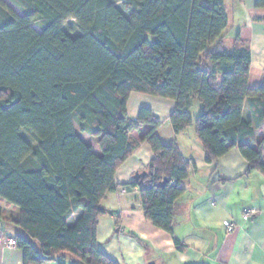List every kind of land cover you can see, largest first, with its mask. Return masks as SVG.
I'll list each match as a JSON object with an SVG mask.
<instances>
[{
	"label": "trees",
	"instance_id": "obj_1",
	"mask_svg": "<svg viewBox=\"0 0 264 264\" xmlns=\"http://www.w3.org/2000/svg\"><path fill=\"white\" fill-rule=\"evenodd\" d=\"M9 1L22 14L0 0V204L19 209L11 223L23 233L15 241L24 264H117L98 249L97 231L103 202L120 189L139 188L146 219L173 234L188 164L161 142L150 109L129 118L134 93L173 101L174 133L194 128L208 163L237 149L248 172L264 176V140L255 139L264 86L250 89L252 56L240 38L226 47V0ZM70 21L78 36L66 30ZM246 101L253 121L243 117ZM144 127L140 142L154 160L142 183L119 186L132 135Z\"/></svg>",
	"mask_w": 264,
	"mask_h": 264
},
{
	"label": "crops",
	"instance_id": "obj_2",
	"mask_svg": "<svg viewBox=\"0 0 264 264\" xmlns=\"http://www.w3.org/2000/svg\"><path fill=\"white\" fill-rule=\"evenodd\" d=\"M257 3L226 0L230 23L226 47L233 49L236 38H240L250 50V89L264 86V9L257 8ZM142 108L150 109L161 122V142L177 147L188 164V178L180 183L184 196L175 204L173 234L146 219L139 188L127 189L126 194L120 189L103 202L108 213L99 219L98 249L117 264H264V176L258 171L249 173V165L237 149L208 163L194 128L180 135L174 133L170 123L176 108L173 101L132 94L127 106L129 118L136 120ZM199 113L196 105L192 115L196 118ZM243 117L253 121L249 101L244 104ZM146 133L144 127L132 135L136 146L116 174L117 185L131 184L154 160L149 144L140 142ZM255 139L264 140V124L255 128ZM0 207L4 236H22L11 223L18 220L19 209L5 201ZM249 211L253 214L246 220ZM77 217L79 214L72 222ZM226 222L235 227L229 234L224 228ZM117 223L122 228L119 232ZM61 263L74 264L62 259L48 264ZM0 264H24L23 251L0 245Z\"/></svg>",
	"mask_w": 264,
	"mask_h": 264
},
{
	"label": "rangeland",
	"instance_id": "obj_3",
	"mask_svg": "<svg viewBox=\"0 0 264 264\" xmlns=\"http://www.w3.org/2000/svg\"><path fill=\"white\" fill-rule=\"evenodd\" d=\"M7 3V5H9L14 11H16L18 14H22V12L20 11V9L18 7H16L14 4H12L9 0H3ZM110 3L117 5L118 7H121V0H108ZM37 31H41L40 27L38 25H34L33 26ZM65 28L66 30H68L69 28H72L73 30L71 31V35L72 36H78L79 35V31L77 30V24L74 21H70L67 22L65 24ZM75 129H76V133L78 134V136H80L84 141L89 142V136L85 133L81 132V128L79 127V125L77 124V121L75 120ZM21 135L27 139L28 142H30L32 145L35 146L34 141L32 140V138H30L26 132H22Z\"/></svg>",
	"mask_w": 264,
	"mask_h": 264
},
{
	"label": "built area",
	"instance_id": "obj_4",
	"mask_svg": "<svg viewBox=\"0 0 264 264\" xmlns=\"http://www.w3.org/2000/svg\"><path fill=\"white\" fill-rule=\"evenodd\" d=\"M120 191H121V194H126V190L125 189H122ZM252 214H253V212L249 211L244 218L247 220V219H249L252 216ZM224 228L226 229L228 234L233 232L234 229H235L233 224L227 223V222L224 224ZM0 245L6 246V247H9V248H16L17 247V242L13 238L5 237L4 234L2 233V231L0 230Z\"/></svg>",
	"mask_w": 264,
	"mask_h": 264
},
{
	"label": "water",
	"instance_id": "obj_5",
	"mask_svg": "<svg viewBox=\"0 0 264 264\" xmlns=\"http://www.w3.org/2000/svg\"><path fill=\"white\" fill-rule=\"evenodd\" d=\"M145 176H146V173L145 172L138 173L135 176V180H138L140 183H142L143 182V179L145 178Z\"/></svg>",
	"mask_w": 264,
	"mask_h": 264
}]
</instances>
